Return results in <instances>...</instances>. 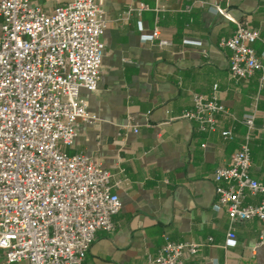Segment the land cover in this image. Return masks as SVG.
I'll list each match as a JSON object with an SVG mask.
<instances>
[{
	"label": "crops",
	"instance_id": "crops-1",
	"mask_svg": "<svg viewBox=\"0 0 264 264\" xmlns=\"http://www.w3.org/2000/svg\"><path fill=\"white\" fill-rule=\"evenodd\" d=\"M33 1L52 12L71 0ZM98 1L107 19L102 77L97 90L81 92L98 120L79 121L75 143L65 149L84 152L112 172L122 209L115 216L117 230L98 231L86 263L151 264L168 233L175 241L204 243L191 264H264V247L257 246L259 220L238 224L236 242L228 245L229 216L215 207L214 171L229 162L247 126L219 116L223 128L234 133L226 139L220 130L199 132L184 117L194 108L192 94L210 95L216 85L234 116L254 111L251 174L264 181L262 73L257 70L248 80L232 77L231 51L219 45L235 33L237 22L248 21L260 31L253 46L264 61V0ZM140 3L147 7L130 11ZM156 26L170 46L152 41ZM262 198L247 192L245 202L258 204Z\"/></svg>",
	"mask_w": 264,
	"mask_h": 264
},
{
	"label": "built area",
	"instance_id": "built-area-1",
	"mask_svg": "<svg viewBox=\"0 0 264 264\" xmlns=\"http://www.w3.org/2000/svg\"><path fill=\"white\" fill-rule=\"evenodd\" d=\"M140 3L130 11H141ZM221 13L224 10L218 8ZM107 28L98 0H71L46 11L33 0H0V249L4 264H87V254L100 230H117L115 216L122 201L113 189L112 172L84 152L71 154L79 121L98 120L82 90H97L102 77ZM260 31L248 21L221 40L231 51L230 75L250 79L264 61L254 48ZM159 46H170L159 26L151 33ZM194 108L184 117L199 132L224 129L222 118L247 126L240 147L227 164L214 171L216 208L230 219L228 245L236 242V226L257 218V246L264 247V181L251 174V141L255 112L237 118L220 101L218 86L210 95L194 92ZM256 107V106H255ZM254 107V110H255ZM138 132L137 128L133 129ZM119 134H122L119 132ZM206 146V144H203ZM262 194L258 204L246 193ZM204 243L175 241L168 233L151 264H191Z\"/></svg>",
	"mask_w": 264,
	"mask_h": 264
}]
</instances>
